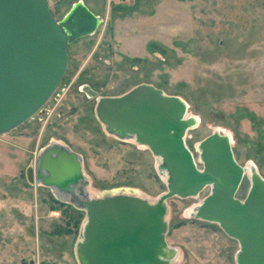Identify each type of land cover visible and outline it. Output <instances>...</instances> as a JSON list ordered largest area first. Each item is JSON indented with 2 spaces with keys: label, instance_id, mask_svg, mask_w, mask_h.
I'll return each instance as SVG.
<instances>
[{
  "label": "rangeland",
  "instance_id": "obj_1",
  "mask_svg": "<svg viewBox=\"0 0 264 264\" xmlns=\"http://www.w3.org/2000/svg\"><path fill=\"white\" fill-rule=\"evenodd\" d=\"M77 1L48 0L56 20ZM81 1L104 22L68 46V67L46 113L0 135V264H78L84 213L26 178L53 140L84 158L86 175L103 193L156 196L166 189L150 151L103 131L85 85L98 97L139 84L181 97L202 121L187 139L192 151L213 126L227 127L239 164L254 161L264 177V0ZM192 203L169 200L168 243L183 249V264H235L236 241L216 225L182 218Z\"/></svg>",
  "mask_w": 264,
  "mask_h": 264
},
{
  "label": "water",
  "instance_id": "obj_2",
  "mask_svg": "<svg viewBox=\"0 0 264 264\" xmlns=\"http://www.w3.org/2000/svg\"><path fill=\"white\" fill-rule=\"evenodd\" d=\"M103 22L81 0L61 20L51 13L48 0H0V135L44 113L65 76L68 46L94 35ZM185 103L139 84L121 95L97 98L95 104L106 134H117L124 143L135 137L162 158L168 185L156 204L123 190L91 199L83 157L66 144H48L27 168L31 185L78 208L83 221L88 217L82 242H76L78 264H169L163 258L169 232L166 201L197 197L205 190L190 220L216 225L237 241L235 264H264V177L254 170L246 197L237 198L250 161L236 162L231 139L214 131L199 142L198 155L191 152L185 139L198 125L185 116Z\"/></svg>",
  "mask_w": 264,
  "mask_h": 264
},
{
  "label": "bare ground",
  "instance_id": "obj_3",
  "mask_svg": "<svg viewBox=\"0 0 264 264\" xmlns=\"http://www.w3.org/2000/svg\"><path fill=\"white\" fill-rule=\"evenodd\" d=\"M89 97H91V94L89 95ZM184 100V99H183ZM186 102V101H185ZM185 104H187V102L185 103ZM187 106H188V111H187V114L185 115L186 117H188V118H191L192 120H193V122L195 123V125H198L197 127H193V129L191 130V131H194V130H196V129H198L199 127H200V125H201V118L198 116V115H194L191 111H190V105L189 104H187ZM105 130H107V129H105ZM191 131H189L188 133H187V136H186V143H187V139H189V138H191V135H190V133H191ZM212 131H214V132H219V133H221V134H225V135H227L228 136V138H230L231 139V142H232V146H235V143H236V141H235V138H234V134L232 133V131L230 130V129H228L227 127L226 128H224V127H221V126H213L212 128H211V133H212ZM107 134H108V136L109 137H111V138H113V139H116V140H118L117 138H120V136L119 135H117V134H111L110 132H108L107 131ZM125 142L126 143H128V144H131V143H135V144H137V145H135L137 148H139L140 149V151L141 150H147V147H144V146H141V144H139V143H137V142H135L136 141V139H135V137H130V138H125ZM200 142V141H199ZM199 142H197L196 143V145H195V149H194V151H191V152H193L195 155L197 154L198 155V152L197 151H199ZM54 143H57L58 145H64V142L63 141H59V140H53L52 142H51V144H54ZM131 145H133V144H131ZM197 150V151H196ZM197 153H196V152ZM151 154V153H150ZM152 156H153V154H152ZM153 159H154V166H155V171L157 172V170H158V172L161 174V176L160 177H158V178H160V181L165 185V187H166V185H168V173H167V170H164L162 167H160V164L162 163V158L160 157V156H153ZM236 162H238V161H236ZM247 164V163H246ZM243 165H245V164H243ZM83 169H84V173L85 174H87V171L85 170V163H84V158H83ZM198 169H199V167H198ZM245 170H246V175H245V177H246V180L248 181V183L249 184H252L253 183V176H254V174H253V172H254V170H257L258 172L257 173H259L260 175H262L261 174V171H260V169H259V167L257 166V164L254 162V161H250V163H248V165H246V168H245ZM88 178H89V176L88 175H86ZM263 176V175H262ZM90 179V183H91V185L88 187V192H89V195H90V198L91 199H100V198H102L103 197V192H101L99 189H97L95 186H94V184H92V180H91V178H89ZM41 187V186H40ZM166 191V189L163 191V192H161L160 194H158V195H156V196H152V195H149V194H147V193H145V192H141V191H132V192H127V193H132L133 195H135V196H137V197H141L142 199L144 198L145 200H147V202H150L151 204H156L157 203V201L159 200V198H160V196L164 193ZM119 192V191H118ZM209 192V191H208ZM204 197H201V195H199V196H197V197H188V198H185V199H187V200H193V203L192 204H190L186 209H184V211L182 212V218L184 219V220H189V219H192V216H195L196 215V210H197V207L202 203V199H203ZM166 208H167V216H168V220H169V223H170V221H171V219H172V207H171V205L169 204V200H167L166 201ZM85 216V215H84ZM88 217L86 216L85 217V220L83 221V224H82V222H81V224L83 225L82 226V228H81V232H80V235H79V238L77 239L78 240V242H82V238H83V234H84V230H85V226H86V224H87V219ZM83 219H84V217H83ZM81 226V225H80ZM77 240H76V242H77ZM166 241H167V238H166ZM237 242V241H236ZM237 244H238V242H237ZM167 245H168V247H167V249L166 250H164V252H165V255L163 254V258L164 259H166L167 261L166 262H168L169 264H183V260H184V251H183V249H181V247H179V246H175V245H171V244H169L168 243V241H167ZM238 249H239V247L237 248V250H236V252L238 251ZM169 250H175L176 252H174V254H169ZM74 252H75V254H76V244H75V247H74ZM168 252V253H167ZM236 252H235V254H236ZM162 257V256H161Z\"/></svg>",
  "mask_w": 264,
  "mask_h": 264
},
{
  "label": "flooded vegetation",
  "instance_id": "obj_4",
  "mask_svg": "<svg viewBox=\"0 0 264 264\" xmlns=\"http://www.w3.org/2000/svg\"><path fill=\"white\" fill-rule=\"evenodd\" d=\"M83 90H84V92L86 93V94H88V95H90V92H93V93H95V97H94V99H95V104H96V101H97V98H101V97H103V96H99L98 97V92L97 91H95L94 89H92L89 85H85L84 87H83ZM107 97H112V96H107ZM44 113H46V110H44ZM43 113V114H44ZM42 114V115H43ZM101 125V124H100ZM119 141V140H118ZM121 142V141H120ZM51 192V191H50ZM52 193V192H51Z\"/></svg>",
  "mask_w": 264,
  "mask_h": 264
},
{
  "label": "built area",
  "instance_id": "obj_5",
  "mask_svg": "<svg viewBox=\"0 0 264 264\" xmlns=\"http://www.w3.org/2000/svg\"><path fill=\"white\" fill-rule=\"evenodd\" d=\"M234 147V146H233ZM199 168H201V166L199 165Z\"/></svg>",
  "mask_w": 264,
  "mask_h": 264
}]
</instances>
